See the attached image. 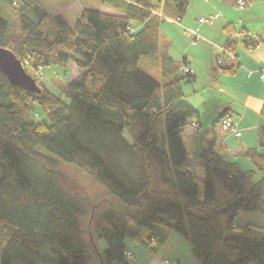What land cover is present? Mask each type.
I'll list each match as a JSON object with an SVG mask.
<instances>
[{"label": "trees", "instance_id": "trees-1", "mask_svg": "<svg viewBox=\"0 0 264 264\" xmlns=\"http://www.w3.org/2000/svg\"><path fill=\"white\" fill-rule=\"evenodd\" d=\"M7 1L16 13L9 20L0 8V47L27 72L74 63L81 73L61 93L44 82L33 93L0 71V264H129L128 239L156 254L173 231L199 264H264V125L259 147L244 152L251 167L219 145L230 108L193 154L185 143V132L201 130L184 90L196 75L171 55L161 26L181 23L190 0H82L73 25L47 0ZM224 30L214 81L240 70L241 46L263 43L232 22ZM60 159L126 209L99 212L66 188Z\"/></svg>", "mask_w": 264, "mask_h": 264}, {"label": "rangeland", "instance_id": "rangeland-1", "mask_svg": "<svg viewBox=\"0 0 264 264\" xmlns=\"http://www.w3.org/2000/svg\"><path fill=\"white\" fill-rule=\"evenodd\" d=\"M47 1L48 8L55 14H62L71 25L74 24L77 17L81 14L84 6L82 0ZM193 1L194 2L189 3L188 12L184 16L182 23L167 20L162 24L161 30L170 41L169 52L171 55L177 60L182 59V57H187L190 67L196 74V79L193 83L184 84L187 99L192 100V98L197 95L205 93V95L202 96L205 99L200 97L201 102H203L204 100H209L207 99L209 94H215L219 89L232 87L231 79H233L234 82L235 75L218 74L221 83L215 84L213 80L212 66H215V58L221 53L220 48L216 47V42L219 41L217 31L219 33L218 27L222 23L223 17L217 18L216 16L214 18L213 16H209V13L201 6L202 2H198L199 0ZM251 5L252 6L249 5L246 7L244 11H241L239 6L235 4L234 11L238 12L242 19V21L236 23L237 30L240 31L243 27L248 26L251 35L254 36L257 35V33H261L262 36H264V17L260 21H247L243 14V12L246 11L250 12V9H253V7L263 9L264 14V2L262 0H254ZM95 6L97 7V5ZM0 8L3 10L4 14L7 15L8 19L12 20L13 12L16 13V11L12 6L8 5L7 0H0ZM232 14L234 15V13ZM242 15L244 17H242ZM197 33H199V37L198 39H194L193 37ZM216 38L217 40H215ZM241 48L243 47L241 46L239 50H241ZM241 58L244 59V56L241 55ZM28 73L35 79L38 77V82L36 80L38 85L41 82H44L56 93H61L67 84L78 77L81 72L74 63H70L67 68L62 66H47L38 71L28 70ZM153 75L156 76V74ZM256 78L258 77H254L253 79L255 80ZM260 79L264 80L261 75ZM195 90H198V93H195ZM233 133L235 135L238 134L237 136H239L241 135V130L237 127L236 131H233ZM201 137L199 140L200 145ZM231 137L234 139L233 136ZM184 139L188 151L193 154V151L195 150V138L193 139L189 136L188 132H185ZM228 158L231 160H238L246 167L252 166L250 161L245 157H235L234 159H232V157ZM58 162L59 170L64 177L63 182L65 187L72 188L76 192H79L81 197L90 199L93 204H97V210L99 212L110 207L126 209V206L122 204V202L109 195L106 187L100 181L86 175L78 168L71 166L69 163L61 159ZM248 220V213L243 212L240 214L241 222ZM126 242L132 249L129 251V264H146L147 262L149 264L150 258L155 256V253H152L139 243L133 242L129 239ZM101 244L104 246L106 242L102 240ZM145 255L147 256V260L145 259L144 263V259L142 258H144ZM156 255L160 256L161 259H169L171 264H199V262L193 257L191 242L185 236L175 231L169 233V236L167 235L158 244ZM161 261L159 264H161Z\"/></svg>", "mask_w": 264, "mask_h": 264}, {"label": "crops", "instance_id": "crops-1", "mask_svg": "<svg viewBox=\"0 0 264 264\" xmlns=\"http://www.w3.org/2000/svg\"><path fill=\"white\" fill-rule=\"evenodd\" d=\"M262 1L264 2V0ZM190 2L194 1L190 0ZM198 2H202L201 6L209 13V16H213L214 18L216 16L217 18L223 17V21L218 27L219 33L217 31L219 41L216 42V47L220 48L222 52L224 42L227 38V33L224 30L225 25L231 22L236 25L238 21H242L241 15L234 11L236 2L235 0H199ZM238 6L241 11H244L246 8L240 5ZM250 10V12H243L247 21H260L263 19V9L253 7ZM244 16L242 15V17ZM245 27L243 29L251 34L248 26ZM254 36L263 39V43L256 50L251 51L244 47L239 50L241 68L234 74L235 81L233 82V79H231L232 87L219 89L215 94H209L207 98L209 100H204L203 102H201L200 97L204 96L205 93L197 95L198 97L196 96L192 100L187 99V96L185 98L189 104L193 105L200 112L201 130L195 128L196 135H193L197 142V138L199 139L202 132L212 129L215 119L220 116L223 109L230 108L232 116L230 119L241 130V135L236 136L232 132L224 131L222 126H216V131L219 133V145L222 147V153L227 159H229L228 157H232V159L235 157H244L246 149L259 147V129L264 125V117L261 115L264 104V80L260 79V71L264 66V36L261 33H257ZM241 55L244 56V59L241 58ZM254 77L258 78L254 80ZM219 80L220 78L217 81L215 80V84H220L221 81ZM195 93H198V90H195ZM202 98L205 99L204 97ZM188 133L191 136V129H189ZM193 136L191 137L193 138ZM142 259H144L143 262L145 263L147 256L145 255ZM161 260V257L155 254L154 257L150 258L149 264H159Z\"/></svg>", "mask_w": 264, "mask_h": 264}, {"label": "water", "instance_id": "water-1", "mask_svg": "<svg viewBox=\"0 0 264 264\" xmlns=\"http://www.w3.org/2000/svg\"><path fill=\"white\" fill-rule=\"evenodd\" d=\"M0 71L14 86L22 87L33 93H40L42 90L36 79L26 71L16 54L5 47H0Z\"/></svg>", "mask_w": 264, "mask_h": 264}, {"label": "built area", "instance_id": "built-area-1", "mask_svg": "<svg viewBox=\"0 0 264 264\" xmlns=\"http://www.w3.org/2000/svg\"><path fill=\"white\" fill-rule=\"evenodd\" d=\"M186 70L188 71V68H186ZM261 77L264 78V72L261 74ZM223 128L225 130H231L232 132L233 131L235 132L237 127L235 126L234 123H232L228 120H225L224 124H223ZM153 241H154V239H153ZM128 254H130V253H128ZM161 264H171V262L169 259H162Z\"/></svg>", "mask_w": 264, "mask_h": 264}, {"label": "bare ground", "instance_id": "bare-ground-1", "mask_svg": "<svg viewBox=\"0 0 264 264\" xmlns=\"http://www.w3.org/2000/svg\"><path fill=\"white\" fill-rule=\"evenodd\" d=\"M226 120H228V121H230V122H232V123H234L232 120H230V119H226ZM225 121V120H224ZM235 124V123H234ZM235 126H236V124H235ZM237 127V126H236ZM237 136V135H236Z\"/></svg>", "mask_w": 264, "mask_h": 264}]
</instances>
